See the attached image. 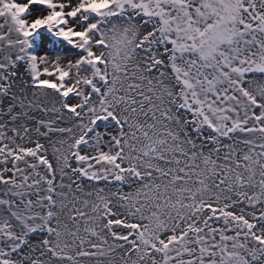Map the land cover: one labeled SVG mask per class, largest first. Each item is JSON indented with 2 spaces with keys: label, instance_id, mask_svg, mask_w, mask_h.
<instances>
[{
  "label": "snow or ice",
  "instance_id": "snow-or-ice-1",
  "mask_svg": "<svg viewBox=\"0 0 264 264\" xmlns=\"http://www.w3.org/2000/svg\"><path fill=\"white\" fill-rule=\"evenodd\" d=\"M0 264H264V0H0Z\"/></svg>",
  "mask_w": 264,
  "mask_h": 264
},
{
  "label": "rangeland",
  "instance_id": "rangeland-1",
  "mask_svg": "<svg viewBox=\"0 0 264 264\" xmlns=\"http://www.w3.org/2000/svg\"><path fill=\"white\" fill-rule=\"evenodd\" d=\"M37 39H39L38 37H37ZM39 49L37 48V51H38Z\"/></svg>",
  "mask_w": 264,
  "mask_h": 264
}]
</instances>
